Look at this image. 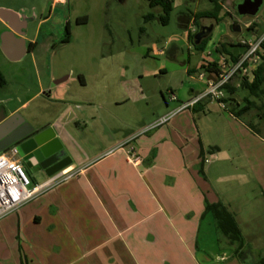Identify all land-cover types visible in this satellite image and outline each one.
<instances>
[{"label":"crops","instance_id":"1","mask_svg":"<svg viewBox=\"0 0 264 264\" xmlns=\"http://www.w3.org/2000/svg\"><path fill=\"white\" fill-rule=\"evenodd\" d=\"M65 1L55 0L54 8ZM13 12L20 15L14 27L18 30L22 29L23 24L27 27L24 41L28 51L31 44L40 41L43 28L55 19L52 15L40 20L38 16L24 13V9ZM197 13L200 12L180 15L179 23L186 33V41L192 24L190 21L193 17L194 22ZM223 16L222 12L219 18ZM33 23L36 24V33L28 37ZM0 26L1 34L12 32L1 19ZM16 37L20 38L17 34ZM211 43L208 42L207 48ZM37 49L38 46L21 61L29 55L35 61ZM0 51L4 55L1 40ZM159 51L156 44L149 49L152 55ZM203 59L202 53L201 61ZM34 64L38 68L39 64ZM76 72L75 75L71 71L56 77L52 70L46 71L48 81L44 83L42 74L37 71L39 90L33 96L17 94L0 100V109L6 111L8 118L20 114L37 131L52 128L63 152L62 169L54 175L51 167L44 170L37 162L25 166L33 175L45 176L42 183H37L34 178L35 184L43 186L55 180L60 182L22 208L17 215L2 220L0 231L15 227L21 233L25 222L40 226L44 220H48L52 229L60 224L66 228L82 229L86 222L92 223L91 227L97 222L98 230L104 228L109 233L106 231L104 236L102 234L95 240H82L83 236L80 235L72 238L79 253L89 251L94 246L89 252H100L108 247L109 261H128L132 264H244L241 259L248 260L244 252L246 244L258 237L251 229L247 230L250 234L244 236L242 228L255 219L245 221L239 193L235 197V194L231 196L230 191L215 189L208 178L205 164L202 166L203 157L225 154L222 151L226 149L225 145L214 140L215 136H222L224 128L228 127L219 105L205 101L202 102L206 106L205 113L196 114L190 108L178 113L166 124L153 127L179 107L167 106L162 109L158 104L151 105L150 94L144 91L137 79L126 78L123 70L119 79L116 78L118 89L108 85L109 78L102 72L90 76L82 71ZM153 74L159 76L157 72ZM160 76H163L162 72ZM6 82L8 87L7 79ZM175 92L172 88L168 90V94ZM192 94L193 98L200 93ZM236 94L232 98L242 107L247 105L245 100L253 104L246 116L251 121L258 119L259 115L253 113L254 109H264V93L260 97L250 94L240 97L238 92ZM39 101L43 103L38 104ZM139 104H145L148 111L155 108L152 114L140 115L143 116L141 124L134 119L135 114L142 112L136 110ZM212 106L219 108L215 118L211 117L214 113ZM53 112L55 116L47 123L43 122ZM226 117L238 124L241 122L231 114ZM136 123L146 132L144 136L138 137L135 133ZM240 125L242 131L251 132L246 124ZM258 140L264 143V138L259 137ZM234 141L236 145L232 146L233 149L242 159L241 163L247 164L246 147L236 138ZM133 148L139 157L137 164L134 160L129 161ZM261 181L264 182L263 179ZM259 189L260 197L264 198L261 186ZM207 202L223 204L234 216L243 235L242 250H237L218 232L212 214H205ZM23 214L30 215L29 220L27 218L24 222ZM204 221L209 222L211 231L223 237V248L210 254L204 253L200 245Z\"/></svg>","mask_w":264,"mask_h":264},{"label":"rangeland","instance_id":"2","mask_svg":"<svg viewBox=\"0 0 264 264\" xmlns=\"http://www.w3.org/2000/svg\"><path fill=\"white\" fill-rule=\"evenodd\" d=\"M54 1L0 0V9L10 11L24 9V13L38 16L40 20L52 15L55 17L42 30L35 61L29 55L21 62L12 63L0 51V72L8 81V87L0 88V100L17 94L33 96L39 90L37 71L42 74L43 82L46 83L48 78L45 73L50 70L56 77L71 71L72 75H75L76 71H82L89 76L92 73L102 72L108 76V85L112 88L118 87L116 80L119 79L120 71L123 70L126 78L137 79L144 91L150 94L151 105L158 104L162 109L167 106L178 108L192 99V92L205 91V83L199 79L202 52L196 51L191 43L186 41V33L181 29L179 18L181 14L189 15L212 9L213 6L208 0H174V12L168 26L161 25L159 21L145 24L144 18L148 14L160 15L159 10L150 9L149 0H125L124 2L66 0L57 8L53 6ZM241 1L222 0L224 7L222 22L213 21L215 28L209 38V42H213L212 45L218 43L220 46H233L230 48L232 54L242 50L238 46L241 38L264 36V6L254 18H238L236 7ZM84 17L88 19L87 23L78 25L77 20ZM192 21L193 17L190 23H195ZM67 23L71 29V43L64 45L61 41L65 38ZM201 24L205 25L206 22L202 21ZM35 33L36 24L33 23L29 28L28 37H33ZM1 35L0 26V39ZM154 44L164 52L163 55L149 53V49ZM53 45L55 48L52 47ZM35 62L39 64L38 68ZM189 70H191L190 75ZM155 72L159 76H154ZM160 72L163 76H160ZM232 87L240 97L249 94L247 90L242 89L240 79L233 82ZM170 88L176 92L168 94ZM173 97H176L177 101H171ZM41 102L43 103V101L37 103L41 104ZM137 107L136 110L142 111L139 115L135 114L134 119L139 121L138 123L143 120V116L140 115L145 113L148 115L149 112L152 114V110L155 109L148 111L145 104H139ZM211 108L214 111L211 117L215 118L219 108L215 106ZM223 111L228 127L224 128L225 133L222 136H215L214 140L218 144L225 145L226 149H222L225 154H216L217 159L211 164H205V170L215 189L230 191L231 196L235 194V197L239 193L245 221L250 222L255 219L246 228H242L244 236L249 235L250 232L247 230L251 229L258 238L251 239L246 244L247 248L244 252L248 260L245 261L243 258L241 263L258 264L264 258V198L259 195L260 186L264 191V182L261 181V179L264 181V143L258 140L259 137L264 138V109L259 111L254 109L253 115H259L255 121H251L247 116L239 119L240 124L249 126L250 133L242 131L240 124L226 117L230 114L228 109ZM54 116L55 112L49 114L43 122L47 123L46 121H50ZM138 123L135 124L134 131L138 137H142L146 132H143L142 126ZM234 138L246 147V156L249 161L246 162L247 164L241 163L242 159L233 149L232 146L236 145ZM210 155L212 154L207 157L210 158ZM230 157L231 161H229ZM25 172L32 182V188L38 185L34 183V178L37 183L45 180V176L33 175L26 168ZM23 217L25 222L30 215ZM90 224L92 223H84L85 228L82 229L66 228L61 226L62 224L52 229L48 220H44L40 226L25 222L21 233L15 227H8L0 231V264H132L128 261H109L107 258L109 254L106 252L108 247L100 252H89L94 249L92 245L89 251L84 250L79 253L72 238L80 235L83 236L82 240H95L100 235L106 234V229L98 230L97 222L93 223L94 227ZM220 236L211 231L208 221H204L199 238L202 251L210 254L223 248V237Z\"/></svg>","mask_w":264,"mask_h":264},{"label":"built area","instance_id":"3","mask_svg":"<svg viewBox=\"0 0 264 264\" xmlns=\"http://www.w3.org/2000/svg\"><path fill=\"white\" fill-rule=\"evenodd\" d=\"M198 27L193 23L190 27V34L195 35ZM255 38V37H254ZM254 38H241L238 46L242 50L235 54L220 52L221 46L214 44L205 49L204 59L200 63L199 79L206 86L203 93L197 94L189 102L182 104L172 115L160 119L153 127L166 124L178 113L193 108L202 102H214L222 110L228 109V100L231 97L227 87H232L236 80L249 82L254 78L253 72L258 68L264 58V36ZM234 53V52H233ZM159 51L157 55H163ZM171 101H177L176 97ZM216 156L210 155L205 158V164H211ZM138 163L139 157L136 150H130L129 161ZM60 181H53L43 186L37 185L32 188V182L27 177L25 167L19 159V152L16 146L0 153V222L5 218L18 213L23 207L42 195L48 189Z\"/></svg>","mask_w":264,"mask_h":264},{"label":"water","instance_id":"4","mask_svg":"<svg viewBox=\"0 0 264 264\" xmlns=\"http://www.w3.org/2000/svg\"><path fill=\"white\" fill-rule=\"evenodd\" d=\"M124 2L125 0H118ZM264 0H245L238 6V15L240 17H256ZM20 15L10 10L0 9V19L7 23L12 32H6L1 35V48L10 62H19L29 53L24 37L27 27L25 24L18 30L14 24L19 21ZM22 19V18H21ZM213 28H210L205 34L199 33L195 37V45L199 46L203 40L210 37ZM16 34L20 38L16 37ZM16 146L19 157L24 162L31 165L37 162L44 170L51 167L58 173L62 169V146L56 138V133L52 128L43 131H37L31 124L20 115L15 114L8 118L6 111L0 109V153ZM45 163H47L45 165Z\"/></svg>","mask_w":264,"mask_h":264},{"label":"trees","instance_id":"5","mask_svg":"<svg viewBox=\"0 0 264 264\" xmlns=\"http://www.w3.org/2000/svg\"><path fill=\"white\" fill-rule=\"evenodd\" d=\"M211 5L213 6L212 10L210 11H203L200 13L195 14L194 16V22L197 27L200 26L201 22L207 19L214 20L216 23H221L222 19L219 18L220 14L224 11V7L222 4V0H208ZM174 0H149V6L150 9L155 11L159 10L160 15L156 16L154 13L148 14L144 18L145 24H148L152 21H159V23L163 26H168L171 23L172 14L174 12ZM88 21L87 18H81L77 20L78 25L86 24ZM65 38L61 41V44H70L71 43V29L69 23L65 26ZM195 35L188 34V41L191 43V45L195 48L198 52H204L207 48L209 38L202 41V43L199 46L195 45ZM39 45V42L36 44H31L29 46V52H32L33 49H35ZM55 48V46H52ZM230 48H233V46L228 45H221L220 52L225 54H232L230 51ZM264 48V44H263ZM254 78L249 82L248 80H245L242 83V89L247 90L250 95L260 97L261 94L264 93L263 87H264V58L262 64L255 69L253 72ZM82 80V78H81ZM7 86L6 79L4 75L0 72V88L3 89ZM227 90L229 91L231 97H233L236 94V90L231 87H227ZM246 104L244 107H242L237 100L230 98L228 100V112L234 116L237 119H241L247 114H249L252 110L253 104L250 103L249 100H245ZM205 105L203 103H199L196 106L193 107L194 112L196 114L199 113H205ZM188 110V109H187ZM190 110V108H189ZM205 158L203 157V163L202 166L205 164ZM201 173L202 169H201ZM205 214H212L216 228L220 234H222L225 238L229 240L231 245H235L237 247V250H242L244 247L243 242V236L242 232L234 218V216L228 211V209L221 203L217 204H210L206 203V210ZM258 264H264V258L260 260Z\"/></svg>","mask_w":264,"mask_h":264},{"label":"flooded vegetation","instance_id":"6","mask_svg":"<svg viewBox=\"0 0 264 264\" xmlns=\"http://www.w3.org/2000/svg\"><path fill=\"white\" fill-rule=\"evenodd\" d=\"M245 0H242L241 1V3L240 4H242L243 2H244ZM240 4H238L237 5V7H236V11H237V15H238V6L240 5ZM238 18H242V17H240L239 15H238ZM205 22H206V24L205 25H202V24H200V26L198 27V30H197V33H196V35L197 34H199V33H206L210 28H213V30H214V28H215V24H214V20H211V19H207V20H204ZM203 21V22H204ZM214 21V22H213ZM202 23V22H201ZM212 34V33H211ZM211 36V35H210ZM21 163L23 164V166L25 167H28V164L26 163V162H23V161H21ZM32 164V163H31ZM47 163H45V165H46Z\"/></svg>","mask_w":264,"mask_h":264}]
</instances>
